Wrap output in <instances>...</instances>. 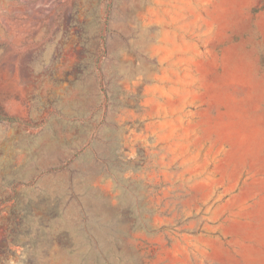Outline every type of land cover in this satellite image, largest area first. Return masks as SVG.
Here are the masks:
<instances>
[{"label": "rangeland", "instance_id": "obj_1", "mask_svg": "<svg viewBox=\"0 0 264 264\" xmlns=\"http://www.w3.org/2000/svg\"><path fill=\"white\" fill-rule=\"evenodd\" d=\"M0 264H264V0H0Z\"/></svg>", "mask_w": 264, "mask_h": 264}, {"label": "built area", "instance_id": "obj_2", "mask_svg": "<svg viewBox=\"0 0 264 264\" xmlns=\"http://www.w3.org/2000/svg\"><path fill=\"white\" fill-rule=\"evenodd\" d=\"M28 36L29 35V32L27 30H24V36Z\"/></svg>", "mask_w": 264, "mask_h": 264}]
</instances>
